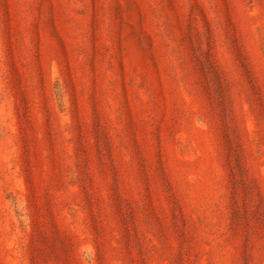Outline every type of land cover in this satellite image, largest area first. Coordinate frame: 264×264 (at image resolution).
Wrapping results in <instances>:
<instances>
[{
	"label": "rangeland",
	"instance_id": "obj_1",
	"mask_svg": "<svg viewBox=\"0 0 264 264\" xmlns=\"http://www.w3.org/2000/svg\"><path fill=\"white\" fill-rule=\"evenodd\" d=\"M76 247L264 264V0H0V264Z\"/></svg>",
	"mask_w": 264,
	"mask_h": 264
},
{
	"label": "trees",
	"instance_id": "obj_2",
	"mask_svg": "<svg viewBox=\"0 0 264 264\" xmlns=\"http://www.w3.org/2000/svg\"><path fill=\"white\" fill-rule=\"evenodd\" d=\"M79 250L80 249H78V248L76 249V252H78L76 257L79 259L78 264H93L95 262V260H93V259H86L85 253L84 252L79 253ZM94 253H95L94 258L98 259L97 255H96L98 253L97 252H94Z\"/></svg>",
	"mask_w": 264,
	"mask_h": 264
}]
</instances>
